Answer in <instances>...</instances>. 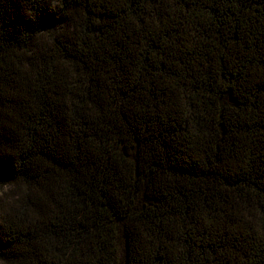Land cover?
<instances>
[{
	"label": "trees",
	"instance_id": "1",
	"mask_svg": "<svg viewBox=\"0 0 264 264\" xmlns=\"http://www.w3.org/2000/svg\"><path fill=\"white\" fill-rule=\"evenodd\" d=\"M0 264H264V0H0Z\"/></svg>",
	"mask_w": 264,
	"mask_h": 264
}]
</instances>
